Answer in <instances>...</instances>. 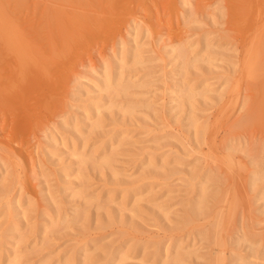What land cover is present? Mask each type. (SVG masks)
Listing matches in <instances>:
<instances>
[{
  "label": "rangeland",
  "instance_id": "1",
  "mask_svg": "<svg viewBox=\"0 0 264 264\" xmlns=\"http://www.w3.org/2000/svg\"><path fill=\"white\" fill-rule=\"evenodd\" d=\"M263 44L264 0H0L1 264L15 248L21 264H114L119 247L124 264H264ZM118 78L135 85L102 90ZM181 81L209 93L177 106ZM73 151L112 163L80 166ZM204 174L213 197L185 224Z\"/></svg>",
  "mask_w": 264,
  "mask_h": 264
},
{
  "label": "bare ground",
  "instance_id": "2",
  "mask_svg": "<svg viewBox=\"0 0 264 264\" xmlns=\"http://www.w3.org/2000/svg\"><path fill=\"white\" fill-rule=\"evenodd\" d=\"M242 5L239 3V4H236L235 5V10L234 11H238V12H240V11H242V7H241ZM255 16V15H254ZM257 18V17H256ZM260 26V25H259ZM260 27H262V26H260ZM8 32H9V41H10V43L12 44V46L14 45L17 49L16 50H18V49H20L21 48V50L19 51L20 53L21 52H23L24 50H26L25 49V47H23V46H20L19 48H18V46L17 45H15V42H17L19 39H20V36H19V34H17L16 33V29H15V27L14 26H9L8 27ZM257 30H259V29H257ZM260 30H261V32L263 31V28L261 29L260 28ZM258 32V31H257ZM260 32V31H259ZM258 32V33H259ZM182 46V45H181ZM181 46H179V48L177 47V48H173V53L175 52V55H174V59L175 58H177V59H182V61L183 60H185V47H181ZM262 47H264V44L262 45ZM24 48V50H22ZM13 49V48H12ZM14 50V49H13ZM185 50V51H184ZM26 51H28V50H26ZM26 51H25V53H26ZM31 52H32V50H31ZM23 54V56H24V53H22ZM22 54H21V56H22ZM28 54V53H27ZM30 54V53H29ZM32 55V54H31ZM26 56V55H25ZM28 56V55H27ZM33 56V55H32ZM20 57V56H19ZM29 57V56H28ZM21 58V57H20ZM188 58V57H187ZM23 59H26V60H28V58L26 57H23ZM36 59V58H35ZM35 59L33 60V61H35ZM38 59V58H37ZM189 59V58H188ZM20 60V59H19ZM30 60V59H29ZM38 61V60H37ZM30 62V61H29ZM33 63V62H32ZM31 63V64H32ZM34 63H36V62H34ZM189 63V62H188ZM23 65H27L26 63L25 64H23ZM34 65V64H33ZM20 66V65H19ZM40 66H41V63H40ZM21 67V66H20ZM19 67V68H20ZM41 68V67H40ZM22 69V68H21ZM252 69H254V66H253V68ZM24 70V69H23ZM37 70V69H36ZM45 71V70H44ZM23 72V71H22ZM18 73H20V72H18ZM25 75V74H24ZM35 75V74H34ZM20 76V75H19ZM27 76V75H26ZM22 78H23V76H22ZM181 83H183V84H180V85H177V90H176V94H179L178 96H177V106H182V104H184V103H186L188 100L190 101V99L191 98H193L195 95H201L202 97H203V95L205 94V93H209L207 90H199V91H197V92H195L194 90H195V88H193V87H189V86H187L188 85V83L187 82H182L181 81ZM134 86L135 85V83L134 82H131L130 80L128 81V82H125L124 83V81L121 79V78H118L116 81H114L113 83H110V82H107L105 85H104V87L102 88V90H105V91H108V92H110L111 93V95H113L112 93H114V94H123V93H127L126 91L128 90V89H130V87L131 86ZM142 85V84H141ZM141 85H139L140 87H141ZM143 86V85H142ZM132 88V87H131ZM223 94H225V91H222V92H218V93H216V96L214 97L215 99H218V100H220L221 98H222V96H223ZM206 95V94H205ZM200 96V97H201ZM179 101V102H178ZM188 101V102H189ZM192 103V102H191ZM101 105L102 104H100V105H95L94 106V112H96V113H98L99 112V108L101 107ZM185 105V104H184ZM112 106H113V102H112V104H110L109 106H108V108H112ZM113 108H114V106H113ZM125 110L124 111H126L127 109H128V111H131V109L132 108H129V107H126V108H124ZM94 117H96V118H94V120H93V123L92 124H90V125H93L92 127H97L98 125H99V118L97 117V115L96 116H94ZM90 118H92L91 116L90 117H88V119H90ZM208 122H204V123H197V120H195V119H193V117H192V119H191V123H190V126H192V128L194 129V131H195V135L197 136V135H200V134H202L207 128H208ZM65 125H66V122H65ZM64 127V126H63ZM67 127V126H66ZM72 155L77 159V162H78V164L81 166V165H83V164H85V163H87V162H91L94 166H100V167H104V166H110V164L112 163V156H111V154H109V153H106V152H103L102 154H100V156H97V157H95V156H93V155H90V154H85V153H81V152H79V153H77L76 151H73V153H72ZM151 163V162H150ZM144 164V163H143ZM146 168H147V166H145ZM144 167V168H145ZM148 172V174H150L151 176L152 175H156L154 172H152L151 170H148L147 171ZM146 172V173H147ZM81 177V174H80V172L77 174V177ZM119 178V177H118ZM205 178H206V180H205ZM252 179H254V177L252 178ZM122 181V180H121ZM125 182V181H124ZM124 182H122V183H124ZM210 182V177L207 175V174H204V180H201V182L199 183V186L195 189L196 190V199H194V200H192V202H189V204H188V206H187V209H185L184 210V215H183V223H185V224H188V223H192L193 221H194V218H195V216H197L198 214H202V213H204L205 212V210H206V208L208 207V202L210 201V199L213 197V190H212V188L210 187V185H208V183ZM255 182V181H254ZM125 183H127V182H125ZM124 183V184H125ZM139 185V184H138ZM126 187H127V190L125 191L126 193H125V197L126 198H128V200L127 201H129V200H131L130 199V195L132 194V195H134V197H133V199H132V205H134L135 203H137L138 201H139V199L141 198L140 197V191H138L137 192V190H134V189H132V188H134L135 186H137V182L136 183H131L130 184V186L127 184V185H125ZM131 189V192L129 191ZM75 194H78L79 195V197L81 196V198L84 200V202L86 203V204H88V205H94L98 210H103V209H105L106 207H105V202H102L101 201V197L99 196V194H90V195H87V193H85L84 191H83V189H77V191H75L74 192ZM123 193H124V190H123ZM137 194H139V197L140 198H138L137 197ZM131 195V196H132ZM51 197V196H50ZM109 201V200H108ZM111 201V200H110ZM55 204V203H54ZM22 205V203L21 202H16V205H15V208H13V209H19V207ZM8 206H9V204H8ZM7 206V207H8ZM126 206L125 205H123L122 203L121 204H119V208L120 209H124ZM8 209H9V207H8ZM57 209V208H56ZM56 209H55V212H56V214H57V216H58V220H56L55 221V223L57 222V221H59V222H62V221H64V217H67V216H61V213L62 212H60V209H58L57 211H56ZM12 210V209H11ZM85 212L86 211H84L83 213H81V214H83V215H86L85 214ZM106 212H107V214L109 215L110 213H112L111 212V210H110V208H108V209H106ZM167 211H165V213H166ZM72 217H73V220L75 219V220H77L76 218L78 217V216H80L81 214H80V210L79 209H74V210H72ZM132 213L133 214H138V213H140V208H137V207H132ZM168 213V212H167ZM9 215H11L10 216V218L9 219H11V217H13V215L11 214V212L8 214V216ZM66 215V214H65ZM111 215V214H110ZM15 216V215H14ZM83 217V216H82ZM86 218V217H85ZM112 218V217H111ZM56 219V218H55ZM67 220V219H66ZM72 220V219H71ZM110 220V219H109ZM14 221V220H13ZM70 222V221H69ZM73 222V221H72ZM71 222V223H72ZM109 222V221H108ZM8 223H10V224H8L9 226H16V230H19V223L15 220V222L13 223L12 222V220H9V222ZM50 223V222H49ZM58 223V222H57ZM67 223H68V221H67ZM54 224V223H53ZM70 224V223H69ZM49 225H51V224H49ZM8 228H6L5 230H7ZM46 229V228H45ZM178 250H176L175 251V253H177L176 255H175V258L174 259H176V260H178V259H180V256H181V254H178ZM62 255V258H61V260L60 261H63L64 263H70V262H72L71 260H73V258L72 257H68V256H65L64 255V253L63 254H61ZM235 255V254H234ZM239 256V255H238ZM21 257H22V254H21V252L17 249V248H15V249H13V251L12 252H10L8 255H6V260H5V262H6V264H21ZM166 258H167V255L165 256ZM164 257V258H165ZM169 257V256H168ZM237 257V256H236ZM240 257V256H239ZM238 257V258H239ZM129 258V256H128V253L126 252V251H124V249H123V247H119L116 251H115V257H114V259L112 260L113 261V263L114 264H124L125 262H126V260ZM163 259V263L165 264L166 263V260L167 259ZM220 259L221 258H217V260L214 262V264H220ZM240 259H242L241 257H240ZM242 260H244V259H242ZM85 262L87 261V257H85V260H84ZM239 261V260H238ZM246 260H244V262H245ZM248 261V260H247ZM239 262H241V261H239ZM236 263V262H235ZM248 264H256L257 262H255V261H249V262H247ZM0 264H1V260H0ZM42 264H45V262L43 261V263ZM259 264V263H258Z\"/></svg>",
  "mask_w": 264,
  "mask_h": 264
}]
</instances>
